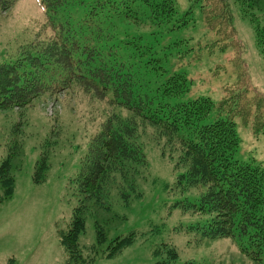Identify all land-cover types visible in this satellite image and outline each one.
Returning <instances> with one entry per match:
<instances>
[{
	"label": "trees",
	"instance_id": "1",
	"mask_svg": "<svg viewBox=\"0 0 264 264\" xmlns=\"http://www.w3.org/2000/svg\"><path fill=\"white\" fill-rule=\"evenodd\" d=\"M200 1L207 26L219 37L216 44L236 49L237 79L218 103L210 97L190 99L191 79L184 72L167 73L155 48L158 39L146 40L145 26H160L177 13L175 0H40L34 39L0 64V111L23 109L46 93H64L69 100L80 99L81 93L103 109L98 141L89 148L80 175L84 201L61 232L65 264H95L96 257H86L80 244L84 208L109 212L112 193L125 204L130 198L125 191L137 196L135 179L149 175L146 146L152 141L178 157L177 166L185 168L180 179L206 187L202 209L212 215L211 236L237 238L243 252L264 264V168L235 158L234 121L241 117L264 137V93L252 85L241 58L231 1ZM232 1L253 23L264 57V0ZM15 2L0 0V16ZM187 22L178 20L170 30ZM0 183L6 193L1 203L14 191L10 159L0 164ZM99 224L104 227L106 221ZM100 227L94 256L113 257L133 240V234L116 236L105 245ZM156 254L161 256L156 264H174L178 256L173 247L158 248Z\"/></svg>",
	"mask_w": 264,
	"mask_h": 264
},
{
	"label": "rangeland",
	"instance_id": "2",
	"mask_svg": "<svg viewBox=\"0 0 264 264\" xmlns=\"http://www.w3.org/2000/svg\"><path fill=\"white\" fill-rule=\"evenodd\" d=\"M177 13L160 26H145L167 73L184 72L191 79L190 99L210 97L215 103L233 84L237 72L233 45L221 48L216 32L207 26L200 0H175ZM235 39L243 44L241 58L252 85L264 93V57L256 45L253 23L232 0ZM0 16V64L17 57L34 39L33 23L41 16L40 0H16ZM187 24L170 30L173 23ZM167 54V56H166ZM166 77V76H165ZM69 100L64 93L40 96L25 108L0 111V164L10 159L15 169L12 195L0 203V264H65L66 231L73 213L84 201L80 175L87 168L89 148L98 141L103 109L98 103ZM82 99V100H81ZM214 114V113H213ZM239 146L235 158L264 168V137L252 124L234 117ZM101 129V128H100ZM147 179H135L136 194L127 204L112 193L111 211L84 208L82 253L95 264H156L158 248L176 249L174 264H260L242 251L237 238L211 236L212 215L202 209L204 185L191 186L180 174L178 157L163 152L154 141L146 146ZM45 165H49L44 168ZM37 167L38 170L36 176ZM0 183V198L6 196ZM106 221L104 227L99 222ZM97 223V224H96ZM108 245L116 236L133 240L113 257L94 256L97 228ZM161 260V259H160Z\"/></svg>",
	"mask_w": 264,
	"mask_h": 264
}]
</instances>
